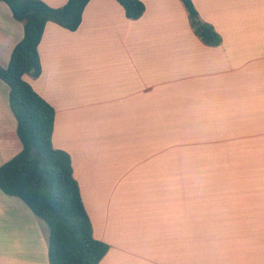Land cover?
<instances>
[{
    "label": "crops",
    "instance_id": "0c3cea01",
    "mask_svg": "<svg viewBox=\"0 0 264 264\" xmlns=\"http://www.w3.org/2000/svg\"><path fill=\"white\" fill-rule=\"evenodd\" d=\"M140 1L138 20L90 0L77 31L49 22L24 77L56 111L99 264H264V0H192L219 46L180 0ZM24 26L0 2V67ZM21 151L0 79V167ZM0 264H50L45 223L1 189Z\"/></svg>",
    "mask_w": 264,
    "mask_h": 264
},
{
    "label": "trees",
    "instance_id": "16d2710c",
    "mask_svg": "<svg viewBox=\"0 0 264 264\" xmlns=\"http://www.w3.org/2000/svg\"><path fill=\"white\" fill-rule=\"evenodd\" d=\"M126 17L140 19L146 7L140 0H117ZM195 35L208 46H219L220 35L204 22L192 0H180ZM14 19L25 22L24 37L12 52L0 79L10 87V106L17 120L22 151L0 167V189L21 199L48 229L50 264H99L109 246L94 236L92 222L74 177L70 155L53 146L56 111L24 77L42 73L39 45L49 22L75 32L90 0H68L52 8L40 0H0Z\"/></svg>",
    "mask_w": 264,
    "mask_h": 264
}]
</instances>
